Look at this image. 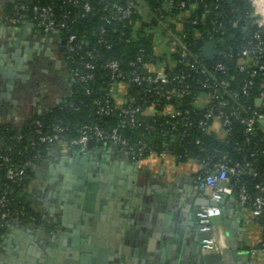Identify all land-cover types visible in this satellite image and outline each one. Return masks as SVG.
<instances>
[{
    "label": "trees",
    "instance_id": "trees-1",
    "mask_svg": "<svg viewBox=\"0 0 264 264\" xmlns=\"http://www.w3.org/2000/svg\"><path fill=\"white\" fill-rule=\"evenodd\" d=\"M85 1L89 2L92 11L81 17ZM107 1L78 0L74 3L72 0H15L4 6L6 15L18 4L51 6L54 18L67 24V27L60 29L61 35L66 36L68 31L75 32L77 40L81 41L85 48L74 54L73 61H70L67 58L68 54L64 52L69 94L63 100L44 113L37 114L23 126L0 125V194L5 187L9 188L6 193L9 215L0 226V237L16 219L44 229L46 233H51L56 227L42 219L30 206L26 195L35 169L42 167L49 157L44 144L38 141L36 130L52 134L55 125L62 126L63 134L69 136L74 135L77 128L84 123L98 124L106 129L116 126L129 146L134 149L139 146V141L145 143L142 155L144 157L151 150L167 149L178 160L186 161L193 158L209 168L223 154H227L232 162L248 163L254 170V173H240L230 177L232 191L238 196L244 189L249 196L246 205L251 206L259 186L264 185V125L260 123L256 129L257 134L254 137L257 140L256 154L251 155L253 149L245 141L246 135L241 122L244 114L231 115L238 108L237 102L264 113V106L256 105V98L264 90L260 86L264 83V67L259 70L255 63H250L242 54L254 32L259 30L253 24V7L250 1L185 0L188 1L187 6L180 9L176 3L182 0H174L171 5L164 0H142L156 17H152L148 22L143 20L139 13H134L129 19L119 20L114 8L111 6L104 8ZM160 14L164 16L163 27L161 25L157 27V19L162 18ZM156 31L161 34L170 31L174 39L181 38L184 48L175 46L167 56L164 55L166 53L157 54L154 35ZM208 39L215 42V53L211 58L202 55L203 45ZM86 50L98 55L99 59L93 69L85 68L83 59L80 58L83 56L86 60L84 54ZM180 50L186 52L183 62H179ZM168 57L176 61L171 72L185 74V78L179 84H162L153 89L155 86L153 82L137 83L129 80L128 73L135 66H140L143 62L156 66L160 60ZM195 58L197 62H194ZM111 59H116L122 64L123 76L112 78L109 70L103 68V64ZM261 62L264 64V57L260 59ZM217 64L224 65L225 69L217 70ZM202 68L206 71L202 72ZM71 70H78L81 74L92 73V77L86 80L71 78ZM140 71L145 75H154L145 68H140ZM214 79H227L229 84L216 91L201 86L202 81L211 83ZM250 81L252 84L248 88V94H243L242 87ZM114 83L117 85L116 90ZM110 86L112 91H109ZM185 86L188 87V92L184 91L180 96L172 94L174 88L184 89ZM232 92L238 94L236 98L232 96ZM121 93L133 97L134 100L124 102ZM196 97H200L199 103H194ZM106 100L117 108L109 114L96 113L97 107ZM218 100L227 101L222 109L230 121L225 139L219 130L215 129L214 120L204 117L206 110L216 106ZM150 105H153L151 110ZM168 105L184 112L185 117L162 112ZM129 107L146 110L145 113H135L137 120L134 126L122 125L119 121L121 109ZM201 121L208 126L207 132L200 130ZM31 140L35 143L31 144ZM91 144L92 147L106 144L120 149L111 142L92 141ZM70 149L75 150L72 147ZM37 152L40 156L34 157ZM4 155L8 160L2 159ZM9 166L22 169V178L16 181L8 180L5 172ZM197 174H203L202 169L196 172L195 176ZM261 247L264 248V240Z\"/></svg>",
    "mask_w": 264,
    "mask_h": 264
},
{
    "label": "crops",
    "instance_id": "crops-1",
    "mask_svg": "<svg viewBox=\"0 0 264 264\" xmlns=\"http://www.w3.org/2000/svg\"><path fill=\"white\" fill-rule=\"evenodd\" d=\"M13 1L0 0V65L7 67L0 68V125L20 127L63 100L69 81L63 56L56 50L61 44L58 35L32 27L17 41L22 25L4 22V6ZM174 47V41L162 40L156 50L167 56ZM214 127L219 130V123ZM73 153L65 144L51 147L27 188L30 206L56 226L54 231L46 233L16 219L0 237V264H67L71 248L77 247L79 253V246L89 242L106 248L103 264H160L164 249L165 264H176V253L190 264L188 221L198 214L196 202L210 199V190H200L194 182L200 163L178 160L172 153L133 160L113 145H94L86 153L102 157L112 170L108 177L121 186L115 199H108L102 208L96 204L88 217L75 205L65 212L64 203L54 198L55 174ZM225 188V201L212 218V227L226 243L223 250H234L228 264H264V234L251 206L240 205L230 183ZM181 225L184 229L178 232ZM179 233L176 252L177 241L168 239H177ZM87 256L89 264H98L94 253Z\"/></svg>",
    "mask_w": 264,
    "mask_h": 264
},
{
    "label": "built area",
    "instance_id": "built-area-1",
    "mask_svg": "<svg viewBox=\"0 0 264 264\" xmlns=\"http://www.w3.org/2000/svg\"><path fill=\"white\" fill-rule=\"evenodd\" d=\"M167 4H173L174 0H164ZM251 6L253 7V14L252 17L254 18L253 24L259 28L254 32L253 38L249 40L248 45L243 48L242 54L248 58L250 63H255L259 70L263 69L264 64L261 62L260 59L264 57V0H249ZM72 2L76 3L78 0H72ZM188 1L182 0L176 3V6L180 9H183L187 6ZM107 6H111L116 10V16L119 20L121 19H129L134 13H139L143 17V20L149 21L155 15L146 7V5L142 2V0H108L104 8ZM83 13H81V17H85L89 12L92 11V7L88 1H85L82 5ZM162 18L157 19L158 24L157 27L161 25L163 27V15L160 14ZM156 18V17H155ZM4 22L11 26H18L24 25L27 22L34 23V27L38 30L42 31L45 34H55L58 35L60 39L65 38L64 45V52L68 54V59L73 61L74 54L82 51L85 47L81 41H78L77 34L72 31H68L66 36H62L60 33V29L62 27H67L65 21L56 20L54 18V13L51 6H42L39 7L35 5H28V4H18L14 6V10L4 16ZM155 35V43L156 48L158 45H162L163 42H170L173 43L175 46L180 48H184V43L182 42L181 38L174 39L170 31H167L165 34H161L158 31L154 33ZM184 36V35H182ZM173 40V41H170ZM212 40V39H208ZM207 41V40H206ZM215 43V42H214ZM156 50V49H155ZM157 54V50L155 51ZM215 53V52H214ZM85 56L87 57L84 60L83 56L80 57L83 59V66L87 69H93L96 65V61L99 59L98 55L91 50L85 51ZM179 62H183V59L186 58V52L183 50L179 51ZM197 59L195 58V61ZM175 59L168 57L166 59L160 60L158 64L155 66L153 64L142 63L140 66H135L129 73V80L134 81L137 83L140 82H153L155 86L153 89H156L159 85L162 84H172L176 83L179 84L184 78L185 74L182 72L179 73H172L171 70L175 65ZM122 64L116 60L111 59L107 60L103 64V68H107L111 73V77L115 78L116 76H123L124 70L121 66ZM140 68H145L149 72H153L154 75H145L140 71ZM217 70H224L225 66L222 64L216 65ZM202 72L206 70L202 68ZM72 76L71 78L78 77L80 80H86L87 78L92 77V73L81 74L78 70H71ZM229 84L227 79H214L213 82L207 83V81H202L201 86L205 88H212L213 91H216L218 88H225ZM252 82H247L242 87V93L248 94V88L251 86ZM115 86V83H114ZM264 88V83L260 85ZM187 86L182 89L174 88L172 94L176 96H180L182 92H188ZM109 91H112V86L109 87ZM204 92V90H203ZM123 94V95H122ZM203 95V93H202ZM201 95V96H202ZM236 92H232V96L234 98L237 97ZM121 96L124 98V102L128 100H134L133 97H128L125 93H121ZM200 97H196L194 99V103H199ZM217 98V95H215ZM260 99V103L256 105L264 106V90H262L259 94V97L256 98ZM98 103V102H97ZM227 104L226 100H218L216 106H212L204 113V117L206 119L211 118L215 122L219 123V133L223 139L226 138L228 132V125L230 123L228 115L224 113L222 110ZM238 108L231 113V115L243 113V117L241 118V122L244 126V133L246 135V143L253 149L251 155L256 154V138H254L257 134L258 125L261 123V120H264V113L261 111L256 110L252 107L244 106L243 104L238 103ZM117 108L116 105H113L110 101L106 100L104 104H100L97 109L96 113L98 114H109L113 112ZM150 110L153 108V105H150ZM148 108V109H149ZM147 109V110H148ZM145 113L146 110H139V108H123L121 109L119 116L120 124H129L134 126L136 123L135 113ZM162 112H166L168 115L171 116H181L182 118L185 117L184 112L179 109H176L172 105L166 106ZM200 130L202 132L208 131V126L205 125L204 121L199 122ZM262 124V123H261ZM214 125V124H213ZM54 133H43L40 130H36L38 133V141L44 144L45 149L48 150L57 145V144H65L67 147H72L78 150L79 152L85 153L88 152L89 146L92 141H102V142H111L115 145H118L120 149L131 159L133 160H141L145 158L143 155L145 149V143L139 141V146L136 149L129 146L127 140L122 136V134L118 131L116 126L106 129L103 128L101 125L98 124H87L84 123L79 126L74 135H64L63 131L64 128L60 125L53 126ZM20 138V136H18ZM261 138H259V141ZM34 140H31V144H34ZM166 153H171L167 149H163L160 151L151 150L147 155L150 154H157L159 156H163ZM40 153L37 152L34 154V157H39ZM3 160H8L7 156L4 155L2 157ZM188 160H194L193 158H189ZM29 164V163H27ZM203 174H197L194 177V182L196 186L200 190H210V199L220 202L223 197L225 196L226 188L225 185L230 183L231 175H237L240 173H254V170L249 166V164H243L240 162H232L227 154H223L222 157L213 164L212 167H207L206 164H201V168ZM23 176L22 169H15L12 166L7 167L5 172V177L8 180L16 181L21 179ZM232 189V187H231ZM9 191V188L5 187L3 192L0 194V226H2L7 217L9 215V202L7 200L6 193ZM238 200L240 205H246L247 201L249 200V196L246 194L245 190L242 189L240 194L238 195ZM251 208L253 211L254 216L256 217L259 227L264 234V185H260L258 189V193L252 200ZM23 212V211H21ZM220 214V207L219 206H201L198 211V218L199 223L203 225V229H208L212 227V218L218 216ZM226 247L225 241L218 238L214 234L210 237L206 238L204 244L202 245L201 249L202 252L205 254L210 253H221L223 249Z\"/></svg>",
    "mask_w": 264,
    "mask_h": 264
},
{
    "label": "water",
    "instance_id": "water-1",
    "mask_svg": "<svg viewBox=\"0 0 264 264\" xmlns=\"http://www.w3.org/2000/svg\"><path fill=\"white\" fill-rule=\"evenodd\" d=\"M34 27V23L32 22H27L26 24L22 25L19 28V34H18V39L17 41L21 38L24 37L25 32L27 30H29L30 28ZM65 43V38L61 39V46L60 49L62 50L64 48L63 44ZM15 44H17V42H15ZM215 52V43L213 40H207L205 41L203 48H202V55L208 58L213 57ZM117 85L115 84L114 88L116 90ZM168 87L170 88L171 86L168 85ZM257 104L260 103V99H257ZM261 123L264 125V120H261ZM74 153L78 154V159L82 160H87L89 155L85 152H79L78 150H74ZM99 181L94 180V181H89V182H84V186H79V185H71V187H77L80 188V195L82 196V210L83 212H87V213H94V209H95V200L96 198H98V188H99ZM225 201V196L223 197V199L220 202H216L212 199H205L203 201H197L196 205L201 207V206H221ZM106 203V200L103 198L100 201L101 206H103ZM63 209L66 212L67 210H71L72 209V204H69L67 202H64L63 205ZM199 211V210H198ZM193 219L194 220H189L188 224L191 226V230H189V239L191 242V249H190V264H228L229 261V256L231 253H234V250L231 249H226L223 250L221 253H210V254H205L202 252V245L204 244V241L206 238L210 237L213 232L214 229L213 227H210L208 229H203V225L199 223V218H198V214L195 213L193 215ZM224 224H226V221H223ZM182 229H184V227L181 225L178 227L177 231H182ZM182 239V234L179 233L177 236V239L171 238L168 239V243L170 241H177V247H176V252L180 251V240ZM88 245V246H87ZM87 245H82L81 246V252L78 254L77 258H75L73 261L74 264H89L90 258L87 256V253L90 252L91 248H92V244H90V242ZM98 255L99 257H97L98 260L105 262L106 261V248H98ZM165 249L162 252V256H161V263L160 264H165ZM176 260V264H187V262L185 260L182 259V254H175L174 256ZM77 259V260H76ZM71 260L68 261L67 264H71L72 263Z\"/></svg>",
    "mask_w": 264,
    "mask_h": 264
},
{
    "label": "flooded vegetation",
    "instance_id": "flooded-vegetation-1",
    "mask_svg": "<svg viewBox=\"0 0 264 264\" xmlns=\"http://www.w3.org/2000/svg\"><path fill=\"white\" fill-rule=\"evenodd\" d=\"M61 44H58L56 50L62 54L63 60L65 61L64 58V48L61 50L60 49ZM64 46V45H63ZM3 65V64H2ZM0 65V68L4 70L7 69V67ZM88 161L86 160H80L78 159V154H71L69 157H67L62 166L58 167V172L55 178V182L57 183L56 185V193L55 194V199L58 202H67L69 204L82 207V196L80 195L81 191L80 188H75L71 187V185H79V186H84V182H89V181H94L97 180L99 181V188H98V198L95 200V205L99 208H102L100 201L104 198L106 201L108 199H111L114 197V199L117 197L118 192L116 191V188H120V184L117 185L114 183L112 178L108 177V174L112 172L111 168L107 167L105 165V160L100 157L93 156L90 158L88 157ZM93 159V160H92ZM118 203V202H117ZM116 203V204H117ZM85 216H90L89 213L83 212ZM89 220H85V223H88ZM59 232V230H58ZM88 244V243H87ZM85 244V245H87ZM92 244V248L89 253H94L96 261H98V264H103V261H100L97 259L99 257L98 255V248H102L101 246H98L99 244L95 243H90ZM76 245V244H75ZM81 244L79 246V250L81 249ZM88 246V245H87ZM70 254L68 256V261L69 260H74L77 258L78 254V248L77 247H72L71 250L69 251ZM73 262V261H72ZM32 264V263H31Z\"/></svg>",
    "mask_w": 264,
    "mask_h": 264
}]
</instances>
